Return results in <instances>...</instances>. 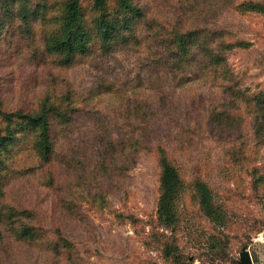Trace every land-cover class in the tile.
I'll return each instance as SVG.
<instances>
[{
  "label": "trees",
  "instance_id": "1",
  "mask_svg": "<svg viewBox=\"0 0 264 264\" xmlns=\"http://www.w3.org/2000/svg\"><path fill=\"white\" fill-rule=\"evenodd\" d=\"M230 11L264 14V0H0V264H89L90 242L102 257L109 242L83 204L109 206L145 154L160 195L144 244L163 264L194 263L178 242L187 185L205 217L224 228L228 215L201 176L184 180L179 153L214 138L243 164L264 147V88L230 63L248 46L223 24ZM21 87L38 102L13 101ZM222 228L200 234L202 255L237 264Z\"/></svg>",
  "mask_w": 264,
  "mask_h": 264
},
{
  "label": "rangeland",
  "instance_id": "2",
  "mask_svg": "<svg viewBox=\"0 0 264 264\" xmlns=\"http://www.w3.org/2000/svg\"><path fill=\"white\" fill-rule=\"evenodd\" d=\"M241 1L247 0H238ZM222 19L223 24L234 28L238 38L248 42V46L231 53V65L237 72L244 74L248 85L264 88V14L230 11ZM194 87L189 85L183 91L190 92ZM11 88L13 91L16 89L14 84ZM28 90L27 87H21L20 91L10 97L15 102L33 106L40 99L41 91L36 87ZM96 100L106 105L113 98L98 95ZM223 151L214 138H206L204 143L195 147L188 160L183 154L178 155L180 163H187L179 164L184 180L189 183L195 175L201 176L217 194L216 199L225 205L228 215V225L224 228L205 217L198 203L193 200L191 186L187 185L180 206L183 230L178 235V242L195 259L193 264H233L229 259H218L213 263L202 255L206 243H203L204 239L199 243L200 234L203 231L207 234L215 233L221 228L229 235L227 251L230 258L239 260L243 248L250 250L255 262L260 261V256L264 257V183H256L252 174L255 166L264 168V147L248 151L243 164H233L231 159L223 156ZM123 179L124 183L115 187L114 195L109 193V206L101 208L102 204L98 202L95 205L83 204L109 242L102 251V257L95 253L93 242L89 243L93 252L89 264H163L160 251L144 244L145 236L150 231L147 222L151 216L156 215L160 195L156 159L142 155L138 164ZM33 180L35 182L36 178ZM22 184L27 186L25 181ZM46 201L51 203V196L48 195ZM116 213L124 214L126 219L117 217ZM128 216H132L136 222L128 219ZM165 232L171 235L170 230Z\"/></svg>",
  "mask_w": 264,
  "mask_h": 264
},
{
  "label": "water",
  "instance_id": "3",
  "mask_svg": "<svg viewBox=\"0 0 264 264\" xmlns=\"http://www.w3.org/2000/svg\"><path fill=\"white\" fill-rule=\"evenodd\" d=\"M238 264H254L251 252L248 248H243L239 253Z\"/></svg>",
  "mask_w": 264,
  "mask_h": 264
},
{
  "label": "crops",
  "instance_id": "4",
  "mask_svg": "<svg viewBox=\"0 0 264 264\" xmlns=\"http://www.w3.org/2000/svg\"><path fill=\"white\" fill-rule=\"evenodd\" d=\"M259 259H260V261H258V262L253 261L254 264H264V257L260 256Z\"/></svg>",
  "mask_w": 264,
  "mask_h": 264
}]
</instances>
